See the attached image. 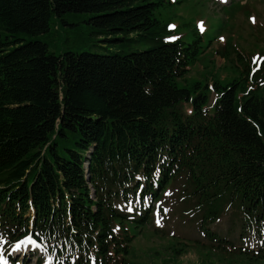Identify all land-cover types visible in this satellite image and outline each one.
<instances>
[{
    "label": "trees",
    "instance_id": "16d2710c",
    "mask_svg": "<svg viewBox=\"0 0 264 264\" xmlns=\"http://www.w3.org/2000/svg\"><path fill=\"white\" fill-rule=\"evenodd\" d=\"M171 4L0 0V236L11 245L30 234L57 264H134L125 224L140 227L149 212L129 218L116 202L129 192L158 197L184 178L185 209L211 246L264 259L208 228L229 212L231 233L264 229V64L250 76L237 56L230 80L188 82L214 37L193 30L167 42L158 12ZM67 13L91 14L105 41L136 35L151 46L56 56L43 42L20 43ZM186 102L190 115L180 111Z\"/></svg>",
    "mask_w": 264,
    "mask_h": 264
},
{
    "label": "rangeland",
    "instance_id": "374dc122",
    "mask_svg": "<svg viewBox=\"0 0 264 264\" xmlns=\"http://www.w3.org/2000/svg\"><path fill=\"white\" fill-rule=\"evenodd\" d=\"M171 1H173L171 5L158 12V17L161 22L168 21L173 25L175 38L184 40L193 30L200 32L201 37H207L209 34L214 37L213 41L209 39L208 46L206 43L207 47L201 59L186 74L188 82L206 80L209 84L214 77L225 82L233 76L232 68L236 65L237 56L245 58V64L255 56H264V0H226L225 3H221L220 0ZM91 16L87 13H67L63 16V21L52 16L46 33L19 34V38L22 39L20 43L43 42L47 44L48 51L56 56L68 51L124 55L151 46L149 42L139 43L136 35L125 36L126 39L132 38L130 42L123 41L122 35L112 36L105 41L106 37L98 36L89 23ZM171 40H173L171 37L167 38V41ZM222 52H227L228 58L223 57ZM241 68L243 69L239 66L238 70ZM213 101L214 95L210 93V106ZM180 111L190 115L191 103L181 104ZM183 190L184 178H180L171 189L161 194L160 202L151 200L147 208L150 212V221L144 224L137 236H134L130 245V255L126 256V260L134 264H163L165 259L176 255L177 257L171 260L172 264H264V259L248 258L240 254L239 250L229 251L212 247L210 240L198 228L197 215L192 209L188 211L185 209ZM120 202L118 205L123 212L135 211L131 209L130 204ZM146 203H149V200L145 202V207ZM231 220L230 213L225 212L215 224L209 226L213 232L226 236ZM125 226L130 233L136 232L132 224L127 223ZM238 235L236 232L229 240H232L236 247H241L243 243ZM245 239L248 248L257 249L261 246L262 239L257 240L253 235L246 234ZM194 241L197 243H193ZM0 246L5 251L9 248L7 241ZM29 248L30 245H22L18 250H11L9 254L19 256L13 261L7 259L8 264L20 263V252ZM37 254L40 253L37 251ZM41 258L42 264L46 261L47 264H52V259L46 254L41 253ZM28 264H33L32 259Z\"/></svg>",
    "mask_w": 264,
    "mask_h": 264
},
{
    "label": "snow or ice",
    "instance_id": "6c2138e0",
    "mask_svg": "<svg viewBox=\"0 0 264 264\" xmlns=\"http://www.w3.org/2000/svg\"><path fill=\"white\" fill-rule=\"evenodd\" d=\"M169 27H173V26L169 25ZM201 30H203L202 24H201ZM172 39H174V38H172ZM221 39H223V38H221ZM257 59L264 61V57H259V58L253 57V62L255 63L257 61ZM258 67H259V65H257V69H254V71L258 70ZM165 211H167V210L165 209ZM157 215H158V213H157ZM157 224H159V220H157ZM5 243H6V241L4 240V238L2 236H0V245H3ZM22 245H31L33 248H38L41 251L46 250L41 242H38L36 239H34L30 235L24 236L22 239L15 241L12 244V250L13 251L18 250L21 248ZM0 264H8V260L3 254V248L2 247H0ZM45 264H47V261L45 262Z\"/></svg>",
    "mask_w": 264,
    "mask_h": 264
}]
</instances>
